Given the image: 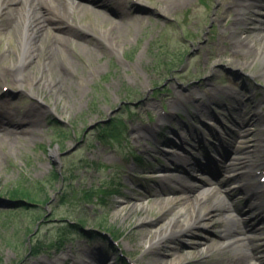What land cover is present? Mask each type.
Segmentation results:
<instances>
[{
	"label": "rangeland",
	"instance_id": "1",
	"mask_svg": "<svg viewBox=\"0 0 264 264\" xmlns=\"http://www.w3.org/2000/svg\"><path fill=\"white\" fill-rule=\"evenodd\" d=\"M139 2L145 9L126 6L136 11V18L116 16L112 22L95 14L91 5L83 12L78 1L71 2L69 14L76 20L77 33L71 38V48H62L73 63L65 79H59L56 72L67 64L55 55L57 39L51 29L37 38L38 59L25 75L30 84L15 87L8 79L13 92L8 102L25 123L19 127L24 133L10 131L0 139V264H117L121 254L137 264H162L160 257L171 262L177 256H183L186 264H216L220 249H204L221 241L218 235L228 221L233 224L232 217H237L240 233L243 222L255 217V209L250 216L236 213L246 208L240 185L248 181L243 176L248 178L261 164L241 165L260 156L264 134V60L254 58L264 47V27L255 29L264 20V0H243L254 7L246 11L234 6V0H190L175 6L168 17L159 14L157 0ZM25 13L9 10L2 15L0 72H11L18 64ZM95 22L98 30L93 28L92 41L85 42L80 31ZM114 25L117 29L108 33ZM51 53L53 63L46 72L43 61H49ZM32 91L53 111L31 100ZM182 94L191 97L183 100ZM194 94L200 100H193ZM178 102L180 106L174 108ZM38 107L42 112L30 121V111ZM164 109L168 115L161 119ZM234 118L240 127L234 126ZM226 120L238 131H223ZM117 125L124 138L121 142L103 136L102 129L110 132ZM213 125L226 135L218 136ZM200 139L215 144L205 142L208 150H198ZM219 140L223 148L216 151ZM136 145L148 163L146 169L128 160L126 148L135 150ZM180 149L192 153L184 150L181 156L200 159L207 168L194 167L190 173L180 168L157 178L155 173L173 166L171 160ZM206 155L210 161L203 159ZM237 157L244 160H233ZM110 163L115 165L107 168ZM208 170L218 171V184L226 181L222 187L211 184ZM181 175L187 179L186 186H180L183 190L190 186L208 194L218 192L237 212L220 213L211 228L191 230L149 251L150 242L180 212L176 208L162 211V204L173 196L170 187H179L170 179ZM110 186L116 194L103 195ZM16 190L30 197L16 199L12 195ZM90 193L94 198L87 200ZM101 193L106 204L100 202ZM187 193L198 194L183 191L178 195ZM260 201L257 206L264 210ZM79 221L82 229L75 231ZM110 233L121 235L115 237L119 251L99 235ZM259 236L260 231L245 237L249 241Z\"/></svg>",
	"mask_w": 264,
	"mask_h": 264
},
{
	"label": "bare ground",
	"instance_id": "2",
	"mask_svg": "<svg viewBox=\"0 0 264 264\" xmlns=\"http://www.w3.org/2000/svg\"><path fill=\"white\" fill-rule=\"evenodd\" d=\"M87 1L88 3H85ZM116 4L115 8H111L108 3L104 0H78V5L81 7V11L86 12L88 5L92 6V10L95 14H99L103 19L107 21H113L114 17H121L132 15L130 17L136 18V11H129L126 9V3L129 0H111ZM190 0H157L159 4L158 12L163 17H168L171 13L174 12L175 6H183L185 3ZM73 2L72 0H0V20L2 15L9 10H12L13 13H25V20L23 29L20 33V46L21 53L16 54L18 64L13 66V69L4 70L0 75V82L4 80L7 81L9 78L11 79V84L13 86H17L20 88H24L26 85H29L27 78L25 77L29 67H31L34 62L38 59V50H37V38L44 31H49L50 29L55 31L56 34H53V37L57 39V46L54 47L55 55H58L64 58L65 66L57 67L58 71L57 75L59 79H65L66 70L73 68L72 61L68 58L67 53L62 50L63 47L71 48V38L74 33H77V25H75V21H72L70 17H73L69 14V5ZM234 6H239L243 10H248L249 8H254L248 4H245L243 0H234ZM23 6V7H22ZM241 6V7H240ZM26 10V11H25ZM108 11L109 15H106L104 12ZM253 12V11H252ZM255 12V11H254ZM1 22V21H0ZM98 23L89 24L85 26V30L80 31L81 39L85 40V42L92 41L93 33L92 29L94 28L96 31ZM115 26V25H114ZM118 25H116L111 30L107 31L108 33L117 29ZM16 28H14V31ZM105 35L107 38L109 36L107 33H101ZM257 39V38H256ZM254 38V41H257ZM15 53V52H14ZM6 55L3 56V61L6 60ZM81 56V55H79ZM254 58H259L260 60H264V47L263 50H257V53H254ZM54 55L50 54V60L43 61V66L46 72L50 69L51 64L53 63ZM61 61V60H60ZM86 66L90 65L89 60H84ZM78 65L74 63L75 70L78 69ZM82 78L81 76H79ZM33 81H35L33 79ZM34 85L31 84V87ZM32 91L31 94L35 98H39L38 94ZM41 103L40 101H38ZM40 105V104H38ZM41 106V105H40ZM43 107V106H41ZM44 108V107H43ZM13 108L8 102V94L3 93L2 88H0V139L3 134L7 132L13 131L14 134L21 132L24 133V130L20 129L22 125L25 123L23 120L24 117L18 118ZM39 111L42 110L35 109V111H30L29 117H27L30 121L37 119L39 117ZM21 125V126H20ZM27 125V124H26ZM25 125V126H26ZM182 140L184 141V137L182 136ZM181 140V141H182ZM178 144V143H177ZM219 149H222L221 146L223 143H219ZM225 150L228 151L227 148L224 147ZM55 155H58V150L53 152ZM264 158V156H263ZM261 157L254 155L248 160H245L242 164H247L248 161L254 162L259 161ZM236 160H244V157H237ZM190 164L186 165V168L189 170ZM231 168V167H230ZM245 172H243V175ZM246 178L243 176V180L247 185L241 184L240 191L246 197V208H243L239 211V215L241 216H250L253 214V211H257L259 207L257 206L260 196L264 198V184L256 183L255 178L256 175L249 174ZM217 176H214L212 180H216ZM254 178V179H253ZM187 179L181 175L176 176L173 179H170V182H174L179 185V187L171 186V191L169 194L173 195L172 197H168L164 203L162 204V211H172L175 208L180 210L179 214L176 216L177 218L171 220L168 224L166 231L157 234L154 239L150 242V249H154L157 245H162L161 243L165 241H169L173 237L183 236L186 233L190 232L194 229H204L211 228V223L218 218L220 213L228 214L232 211L225 203V198H223L218 192L208 194L207 190L199 191L198 189L192 188L190 186L186 187V190H183L180 186H186ZM164 186H168V182H164ZM186 193L187 191L191 193H197L196 197H191L193 195H178V193H182L183 191ZM260 194V195H258ZM160 204V205H161ZM255 209V210H253ZM263 214V216H262ZM186 216V222L181 221L182 217ZM262 216L264 218V212L260 214H256L255 217L259 218ZM235 223L236 219L232 218ZM262 220V219H261ZM147 223V220L146 222ZM264 224V223H263ZM259 230H264L263 226H256L254 224H248L244 226V232L237 233L235 229V224L228 221L226 224L225 230L222 231L218 236L221 241L212 242L208 248L204 251L206 252H214L215 249H220V262L216 264H264V257H259L257 253L259 249L264 246V237L257 239H250L247 241L246 234L254 233ZM264 234V232L262 233ZM244 235V236H243ZM258 240L261 242L260 245H256L254 242ZM197 240L196 244H200ZM237 250H240L237 252ZM176 259L169 262L160 257V262L162 264H186L183 256H177ZM88 264H95L93 261H88Z\"/></svg>",
	"mask_w": 264,
	"mask_h": 264
},
{
	"label": "trees",
	"instance_id": "3",
	"mask_svg": "<svg viewBox=\"0 0 264 264\" xmlns=\"http://www.w3.org/2000/svg\"><path fill=\"white\" fill-rule=\"evenodd\" d=\"M55 177L58 179L59 178V175L57 174V173H55ZM28 193V192H27ZM27 193H24V192H22L21 190H16V191H13L12 192V195L17 199L18 198V196H25L24 198H29L30 197V194L28 195ZM91 196V195H90ZM91 199H92V196L90 197ZM105 202V201H104ZM106 203V202H105ZM76 227H78V226H76ZM77 229H80V227H78ZM115 237H121V235H117V234H113ZM121 262H123V264H127L125 261H123V260H121Z\"/></svg>",
	"mask_w": 264,
	"mask_h": 264
}]
</instances>
